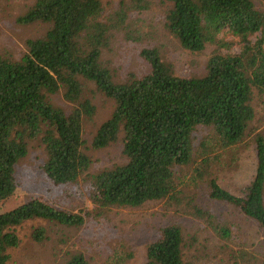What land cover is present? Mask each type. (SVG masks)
<instances>
[{
  "label": "trees",
  "instance_id": "obj_1",
  "mask_svg": "<svg viewBox=\"0 0 264 264\" xmlns=\"http://www.w3.org/2000/svg\"><path fill=\"white\" fill-rule=\"evenodd\" d=\"M152 1L118 0L117 9L104 18L100 0H36L18 18L48 28L26 41L19 58L0 53V206L16 190V167L30 142L38 141L45 153V179L65 187L84 176L99 213L148 201L187 205L219 239L239 246L236 259L264 264V249L247 250L236 224H224L197 207L194 195L206 189L210 198L231 204L264 228V128H251L254 92L264 93V8L254 0H159L164 28L183 49L200 52L214 46L204 73L179 76L156 48L143 46L138 54L148 71L117 81L102 52L119 29L134 39L124 22L127 14L146 10ZM89 85L113 101L90 146L100 149L119 140L125 159L92 174L82 126L95 113ZM57 93L71 104L69 111L51 101ZM247 148L254 151V174L240 194H233L218 183V174L237 169ZM35 218L65 226L83 222L80 213L40 196L0 212V264H8V250L20 242L15 227ZM30 236L42 242L46 229L35 227ZM184 249L180 225L166 224L146 246L145 264H198ZM131 258L120 244L108 263L125 264ZM60 264L90 262L81 251H71Z\"/></svg>",
  "mask_w": 264,
  "mask_h": 264
},
{
  "label": "rangeland",
  "instance_id": "obj_2",
  "mask_svg": "<svg viewBox=\"0 0 264 264\" xmlns=\"http://www.w3.org/2000/svg\"><path fill=\"white\" fill-rule=\"evenodd\" d=\"M36 0H0V53L8 52L19 58L26 50V41L41 36L48 28L40 22L20 23L21 17ZM264 8V0H254ZM103 17L111 15L118 7V0H100ZM134 39L126 38V29H119L110 46L103 50L102 60L120 81L133 72L146 73L149 65L140 58L138 52L143 46L156 48L164 61L168 62L179 76L202 75L206 60L214 48L208 45L200 52L183 49L179 42L164 28L163 6L153 0L146 10L131 11L124 21ZM235 50V48H234ZM91 89V90H90ZM90 90V91H89ZM89 91V92H88ZM95 106V113L83 120V137L86 153L92 163L88 174L125 161L121 154L119 140L110 145L93 149L91 139L99 125L106 120L113 101L98 92L93 85L86 91ZM51 101L69 111L71 104L61 93L50 97ZM255 117L251 128H264V93L254 92L252 102ZM260 131V130H258ZM45 153L38 141L29 144L27 155L16 167L17 187L13 196L0 206V212L11 209L33 196H40L57 208L80 213L83 222L65 226L40 218L30 219L15 227L20 238L18 246L8 250V264H60L68 252L81 251L90 264H109V256L114 247L124 245L132 252V258L125 264H145L146 246L158 236L160 227L177 223L184 235L186 255L198 264L215 262L239 263L236 251L239 246L219 239L203 218L191 213V208L164 205L162 201H148L138 207H112L98 212L89 199L90 184L84 176L76 183L59 187L45 179L42 163ZM255 155L247 148L240 156L237 169L223 170L218 174V183L233 194L241 189L254 174ZM197 207L211 211L224 224L234 223L246 238V249L256 252L264 249V228L252 219L245 217L227 202L216 201L207 195V190L194 192ZM43 226L47 237L42 242L31 238L35 227ZM239 264H249L241 261Z\"/></svg>",
  "mask_w": 264,
  "mask_h": 264
}]
</instances>
